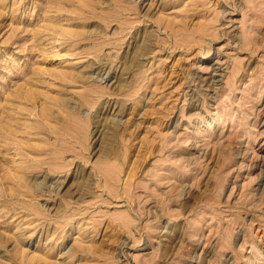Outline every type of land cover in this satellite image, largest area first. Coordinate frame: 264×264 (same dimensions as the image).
Here are the masks:
<instances>
[{"label": "rangeland", "instance_id": "obj_1", "mask_svg": "<svg viewBox=\"0 0 264 264\" xmlns=\"http://www.w3.org/2000/svg\"><path fill=\"white\" fill-rule=\"evenodd\" d=\"M0 264H264V0H0Z\"/></svg>", "mask_w": 264, "mask_h": 264}, {"label": "bare ground", "instance_id": "obj_2", "mask_svg": "<svg viewBox=\"0 0 264 264\" xmlns=\"http://www.w3.org/2000/svg\"><path fill=\"white\" fill-rule=\"evenodd\" d=\"M100 67H101V66H100ZM98 68H99V67H98ZM102 69H103V67H101L100 70L98 69L99 71H98V73L96 72V74H98V75L101 74ZM86 72H87V71H86ZM88 72H89V71H88ZM88 72H87V73H88ZM107 72H108V70H107ZM79 73H81V72H79ZM84 73H85V72H84ZM77 74H78V73H77ZM82 74H83V73H82ZM94 74H95V72H94ZM103 74L105 75V73H103ZM103 74H101V76H102ZM107 74H108V73H107ZM86 76H87V74H86ZM93 76H94V75H93ZM95 76H96V75H95ZM95 76H94V77H95ZM99 76H100V75H99ZM213 76H214V75H213ZM83 77H84V74H83ZM89 77H91V75H90ZM103 77H104V76H103ZM87 78H88V77H87ZM95 78H96V77H95ZM97 78H98V77H97ZM97 78H96V79H97ZM99 78H100V77H99ZM106 78H107V77H106ZM215 78H216V77H215ZM101 80H102V79H101ZM143 114H144V113H143ZM255 165H256V164H255ZM262 166H263V165H262Z\"/></svg>", "mask_w": 264, "mask_h": 264}]
</instances>
